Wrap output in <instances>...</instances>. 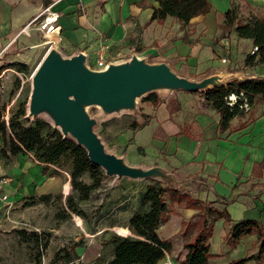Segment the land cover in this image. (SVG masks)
Here are the masks:
<instances>
[{
    "label": "crops",
    "instance_id": "crops-1",
    "mask_svg": "<svg viewBox=\"0 0 264 264\" xmlns=\"http://www.w3.org/2000/svg\"><path fill=\"white\" fill-rule=\"evenodd\" d=\"M208 1L207 12L192 16L181 26L170 15L161 21L151 19L158 0H0V57L10 61L20 53L28 38L39 31L35 24L26 32L21 31L22 26L49 6L57 14L55 22L59 26L56 35L52 34L51 46L61 48L63 57L78 52L94 55L101 46L116 49L137 46V54L168 62L173 71L174 63L180 61L198 67L215 66L219 61L211 60L213 54L231 55L236 51L237 41L251 40L238 37L233 27L229 34L217 36L221 13L231 6L238 11L246 5L264 9V0ZM45 39L36 45H43ZM209 72L205 77L216 75L221 82L228 78L224 74H211L219 69ZM231 73L237 77L240 72ZM175 93L178 106H159L150 122L137 129L134 137L138 146L147 150V168L154 165L162 171L160 179L203 202L211 201L210 204L227 209L231 222L225 224L223 218L215 220L209 238L210 264H226L257 250L255 233L242 236L234 246L227 245L224 236L232 223L247 218L264 223V166L252 171L254 164L264 158V116L261 107L244 111L233 116L229 127L221 131L218 112L198 91L181 89ZM26 163L31 162L19 158L20 166ZM3 165L0 157V175L10 176L7 188L11 197L15 175L4 171ZM43 168L40 162L32 165L30 177L39 172L41 178ZM201 223L199 208L175 205L157 229L161 237L171 240V249L155 264H179L186 253L183 242L193 237ZM245 264L256 263L249 259Z\"/></svg>",
    "mask_w": 264,
    "mask_h": 264
},
{
    "label": "rangeland",
    "instance_id": "rangeland-1",
    "mask_svg": "<svg viewBox=\"0 0 264 264\" xmlns=\"http://www.w3.org/2000/svg\"><path fill=\"white\" fill-rule=\"evenodd\" d=\"M242 11L237 12V17L241 20L252 19L264 14V9L251 5L243 6ZM217 23L219 25L217 36L229 34L231 28L227 27L223 18H219ZM44 39L43 32L39 30L28 38L27 43L21 47L20 53L14 59L9 61L0 57L1 117L7 121L17 108L18 103L24 101L25 114L21 117L24 123L30 124L36 116H40L48 119L52 126L61 131L60 126L54 124V118L48 109L41 108L36 114L30 113L32 79L35 71L52 48L60 55L62 54L61 48L51 46L53 42L36 45L37 42ZM222 46L224 47V44ZM251 48H253L251 40L237 41L235 53L231 55L228 53L213 54L211 60L218 59L219 61L215 66L211 64L198 67V65H187L186 62L180 61L174 63V69L178 75L191 81L202 80L210 73L209 71L214 69H219V72H211V74L228 76V78L225 77L224 82L234 78L231 72H240L237 78H264V65L259 64L252 68V65L243 62L245 54ZM136 51H138L137 46L134 49L101 46L94 55L86 56L83 53L85 55L84 65L90 69L98 70L96 59L100 52L104 54L107 63L126 62L134 55L147 62L163 61L150 58L147 55H139ZM11 62L20 64H9ZM166 63L168 64V62ZM181 89L183 88L158 86L137 95L132 107H122L118 110L105 111L99 104H85L84 109L89 117L94 119L93 130L100 138L106 151L121 157L128 165L147 169V150L143 146H138L134 133L150 122L159 106L164 104L168 107L169 105L178 106L175 92ZM151 91L156 92L159 97V103L156 105L144 99V96ZM251 107L250 110H257L262 107V103L255 101ZM133 122L140 125L133 128L131 127ZM0 157L4 161V171H12V175H15L14 186L11 190V202L7 205L0 204V264H93V262L100 264L109 258L110 246L105 245L102 248L98 259L85 261L82 256L86 246L94 242H101L111 232L121 234L118 231L124 230L127 225V218L130 216V212L135 209L140 192L150 182L149 177L161 178L158 177L159 175L132 177L107 174L103 168L104 176L99 188H94L88 198L76 202L75 206L78 211H72L66 202L67 195L75 194L72 191L67 165L46 164L37 160L31 152L27 151L8 154L7 157H3L0 153ZM19 158H26L31 163L20 166ZM39 162L41 165L47 166V169L43 170L41 178H39V172L30 177V167L39 165ZM81 178L85 181L89 180L87 173L82 174ZM161 180L166 183L163 179ZM40 194L47 196L41 197ZM208 202L210 201L204 200L205 204ZM163 233L162 231L161 234ZM77 240H82L84 243L83 246L75 247L78 257L67 262L56 260L55 253L59 249H69L70 244ZM82 250H84L83 253Z\"/></svg>",
    "mask_w": 264,
    "mask_h": 264
},
{
    "label": "trees",
    "instance_id": "trees-1",
    "mask_svg": "<svg viewBox=\"0 0 264 264\" xmlns=\"http://www.w3.org/2000/svg\"><path fill=\"white\" fill-rule=\"evenodd\" d=\"M209 8L208 0H158V5L153 7L151 19L161 21L170 15L183 26L192 16L205 13ZM237 12V7L231 6L221 14L229 29L233 27L238 37L250 38L252 46H256L253 51L250 50L245 54L243 62L247 65L264 64V14L241 20L238 19ZM187 91H198L218 112V127L221 131L229 127V121L233 116L249 111L255 101L262 103L261 114L264 116V78L262 77H234L205 89ZM231 92L238 96L232 104H229L227 96ZM243 98L249 104L248 110L240 106ZM144 99L154 105L159 103V97L154 91L148 92ZM1 111L0 108L1 155L7 157L8 154L27 151L46 164L67 165L72 191L75 194L67 195L66 202L69 209L78 211L76 202L88 198L90 192L100 185L104 176L103 168L90 160L82 144L77 143L70 135H63L48 119L36 116L32 123H24L21 118L25 114L24 101L18 103L7 121L1 117ZM138 125L140 124L131 123L133 128ZM262 166H264V158L254 164L252 171L257 172ZM46 169L47 166H44L43 170ZM84 173L88 174V181L81 178ZM149 179L150 182L139 194L135 209L127 218L129 228L125 226L124 230L118 231L121 234L111 232L101 242L87 245L82 258L85 261L98 259L102 248L109 245L111 257L107 259L106 264H155L170 251L172 246L171 240L161 237L157 229L167 220L173 207L178 205L199 208V213L202 215L200 228L191 239L183 242L186 253L179 264H210L209 259L212 254L209 250V238L213 224L219 218H223L225 224L231 222L227 209L216 207L210 204L211 201L205 204L190 193L164 183L160 178L151 176ZM40 196L47 195L40 194ZM251 233L256 234L257 250L229 260L226 264H245L249 259H253L256 264H264V223L260 220L247 218L233 222L224 238L227 245L234 246L242 236ZM82 245H84L83 241L77 240L70 244L69 249H59L55 253L56 260L67 262L78 257L75 247ZM93 264L98 263L93 262Z\"/></svg>",
    "mask_w": 264,
    "mask_h": 264
},
{
    "label": "water",
    "instance_id": "water-1",
    "mask_svg": "<svg viewBox=\"0 0 264 264\" xmlns=\"http://www.w3.org/2000/svg\"><path fill=\"white\" fill-rule=\"evenodd\" d=\"M84 58L82 52L63 57L53 48L49 50L33 75L30 113L48 109L62 134L69 133L82 144L90 160L107 174L163 175L156 166L147 169L131 166L106 151L93 130L94 119L84 109L85 104H99L105 111H113L132 107L137 95L158 86L197 90L207 88L210 83H223L217 82L216 75L191 81L178 75L166 62H147L135 55L126 62L108 63L101 70L86 67Z\"/></svg>",
    "mask_w": 264,
    "mask_h": 264
},
{
    "label": "built area",
    "instance_id": "built-area-1",
    "mask_svg": "<svg viewBox=\"0 0 264 264\" xmlns=\"http://www.w3.org/2000/svg\"><path fill=\"white\" fill-rule=\"evenodd\" d=\"M57 14L55 12H52L49 10V6H46L43 10H41L39 13L35 14L32 18H30L21 28V31L26 32L29 30L31 25H34L43 32L45 36V41L47 43L54 42V39L52 38V34L55 35L58 29V25L56 24ZM256 48V46H253L251 48V51H253ZM222 60H225V58H222ZM108 63L106 62V58L102 52L98 53L97 59H96V66L98 67V70L104 69ZM264 77V75H263ZM242 92H240V95ZM239 95V96H240ZM237 94L231 92L227 96V102L229 104H232L237 99ZM241 107H243L245 110L249 109V104L245 98H243L241 104ZM10 176L7 174H1L0 175V202L7 205L11 202L10 199V193L8 191L7 185L9 183Z\"/></svg>",
    "mask_w": 264,
    "mask_h": 264
},
{
    "label": "bare ground",
    "instance_id": "bare-ground-1",
    "mask_svg": "<svg viewBox=\"0 0 264 264\" xmlns=\"http://www.w3.org/2000/svg\"><path fill=\"white\" fill-rule=\"evenodd\" d=\"M55 35H56V34H55ZM54 38H55V37H54ZM216 80H217V82H219V83L221 82V81H220V79H219L218 77H217V79H216Z\"/></svg>",
    "mask_w": 264,
    "mask_h": 264
}]
</instances>
